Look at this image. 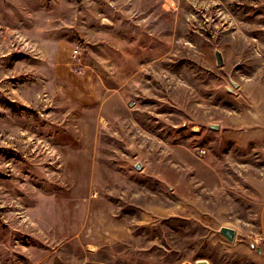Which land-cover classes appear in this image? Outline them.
Wrapping results in <instances>:
<instances>
[{"label":"rangeland","instance_id":"374dc122","mask_svg":"<svg viewBox=\"0 0 264 264\" xmlns=\"http://www.w3.org/2000/svg\"><path fill=\"white\" fill-rule=\"evenodd\" d=\"M260 113L264 0H0V264H264Z\"/></svg>","mask_w":264,"mask_h":264},{"label":"crops","instance_id":"0c3cea01","mask_svg":"<svg viewBox=\"0 0 264 264\" xmlns=\"http://www.w3.org/2000/svg\"><path fill=\"white\" fill-rule=\"evenodd\" d=\"M261 115H263L264 113H260ZM251 119V118H250ZM262 125H264V123L263 124H260V126H262ZM256 126H257V124L255 125H253V127L254 128H256ZM259 125H258V127H259V131L257 132V130L255 129V130H252L251 131V133L249 134V135H247L248 136V138L250 139V138H252V137H254V138H260V139H264V133L262 134L261 133V127H260ZM263 130H264V128H263ZM260 181H261V179H260ZM261 182H263V181H261ZM263 185H264V182L262 183ZM263 188H264V186H263ZM262 194V195H261ZM260 194V197H261V199H260V201H261V203H263L262 204V210H261V215H260V233L257 235V238L256 239H258L260 242H261V240L264 242V236H263V231H262V227H261V217L263 218L264 217V192L263 193H261ZM234 238H235V236H234ZM259 248V247H258ZM261 248H259V250H260ZM263 249V248H262ZM256 252H259V251H257V249H256ZM264 256V255H263Z\"/></svg>","mask_w":264,"mask_h":264},{"label":"water","instance_id":"95a60500","mask_svg":"<svg viewBox=\"0 0 264 264\" xmlns=\"http://www.w3.org/2000/svg\"><path fill=\"white\" fill-rule=\"evenodd\" d=\"M215 58H216L217 64L222 63V59H221V55L219 51H215ZM212 127L215 128L216 126H212ZM219 233L230 242L234 240L235 230L232 228L223 226L219 229ZM256 249L257 251H259L258 247ZM196 263L197 264H207V262L205 261H197Z\"/></svg>","mask_w":264,"mask_h":264},{"label":"built area","instance_id":"2783aa9c","mask_svg":"<svg viewBox=\"0 0 264 264\" xmlns=\"http://www.w3.org/2000/svg\"><path fill=\"white\" fill-rule=\"evenodd\" d=\"M77 54H78V51L75 50V51L73 52V55H72V56H73V57H76ZM181 264H197V263H196V262H183V263H181Z\"/></svg>","mask_w":264,"mask_h":264}]
</instances>
